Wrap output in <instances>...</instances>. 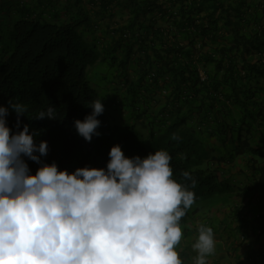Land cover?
<instances>
[{
	"label": "trees",
	"instance_id": "1",
	"mask_svg": "<svg viewBox=\"0 0 264 264\" xmlns=\"http://www.w3.org/2000/svg\"><path fill=\"white\" fill-rule=\"evenodd\" d=\"M6 4L0 3V106L25 105L19 128L11 110L7 127L15 134L28 125L35 143L48 144L40 164L24 157L30 174L52 163L70 174L84 167L106 171L109 152L119 145L126 158L168 153L172 178L194 193L184 216L255 193L264 200V164L258 163L264 148L253 136L264 127V0H131L132 18L100 52L96 39L84 41L88 13L57 25L30 18L24 7L11 18ZM100 56L117 66L108 82L112 97L101 98L87 80ZM95 101L104 106L100 135L88 142L74 122L90 115ZM49 107L56 119H34ZM109 110H126L121 125L110 123ZM239 157L251 184L238 192L218 173ZM251 231L264 233L259 217Z\"/></svg>",
	"mask_w": 264,
	"mask_h": 264
},
{
	"label": "clouds",
	"instance_id": "2",
	"mask_svg": "<svg viewBox=\"0 0 264 264\" xmlns=\"http://www.w3.org/2000/svg\"><path fill=\"white\" fill-rule=\"evenodd\" d=\"M91 107L74 122L88 142L100 135L97 116L104 111L101 101ZM10 110L19 128L27 107L0 106V264H183L176 250L179 222L194 193L172 178L166 151L126 158L116 145L106 171L84 167L70 174L52 163L32 175L24 157L40 164L47 141L35 143L28 125L12 134ZM45 118L56 119L52 107L34 119ZM198 231L195 264H206L214 252L213 230L201 225Z\"/></svg>",
	"mask_w": 264,
	"mask_h": 264
},
{
	"label": "crops",
	"instance_id": "3",
	"mask_svg": "<svg viewBox=\"0 0 264 264\" xmlns=\"http://www.w3.org/2000/svg\"><path fill=\"white\" fill-rule=\"evenodd\" d=\"M2 1L0 0V3ZM5 1L7 3L5 7L10 8L9 5H12L11 18L19 17L17 10L24 7L23 12L30 15V18L49 24L67 23L80 13H88L90 17L89 30L83 25V35L88 32L87 43H91L93 39H96L98 52L101 51L103 45L109 44L117 38L114 30L124 26L132 18V14L127 8L131 0ZM15 10L18 12V16H16ZM146 15L147 13L144 16L146 17ZM157 24L158 27H163L161 23ZM99 59V62L104 61L102 56ZM262 147L264 148V145ZM261 161L264 164V159ZM256 194V196L248 195L241 199L236 198L234 202L226 204L224 209L226 213L222 215L223 219L220 217L214 218V215L210 216L209 223L213 230L215 247L214 252L206 257V264H264V233L254 235L251 231V225L255 217H259L264 224L263 195L262 193ZM231 211L234 213L230 214ZM207 221L202 223L207 224ZM191 225L197 226L195 222ZM180 227L183 235L176 250L183 264H195L198 253L193 249V244L197 241L199 234L184 233L186 227L181 226V224Z\"/></svg>",
	"mask_w": 264,
	"mask_h": 264
},
{
	"label": "rangeland",
	"instance_id": "4",
	"mask_svg": "<svg viewBox=\"0 0 264 264\" xmlns=\"http://www.w3.org/2000/svg\"><path fill=\"white\" fill-rule=\"evenodd\" d=\"M83 31L84 30H82V32ZM3 32L6 35V30H4ZM85 33L83 35L85 37L84 41L87 42V33L88 32H85ZM6 42H7V40L4 43H6ZM6 46H8L7 43H6ZM116 69H117V66L111 67L109 65V62L105 61V62H98L93 67H91L90 69L87 70V73H86L87 74V80L89 81V83L93 87V89L97 90V92L99 93L101 98H103L105 96V94L108 95V93L111 95V97L113 96V94L111 93V89L108 85V82H109V79L111 78V76L115 73ZM106 98H109V97H106ZM109 99H111V98H109ZM109 111H110V113L113 114L110 117V123L121 125L126 114H127L126 110L122 111L121 113L119 111L116 114H114L111 110H109ZM135 127L141 134H143L145 136L147 135V127L144 125V123L137 122L135 124ZM253 136H254V138H258L256 144L258 146L262 147V145H264V127L262 129H256L253 132ZM261 162L262 161H258V163H261ZM36 172L34 173V175L36 174ZM218 174H219V179L221 181L233 180V182H231V184L233 186H236V189L238 192L242 190L243 186L249 187L251 184L250 180L247 181V178L249 176V172L243 166L242 157L237 158V160L231 165L220 166V171ZM256 195L257 194L255 193L254 196H256ZM235 200H236V198H232V199L227 200L225 202L216 203L215 205H206L202 208L201 212L197 216H194L193 218H190L188 216H183L179 223L181 224V226L186 227L184 229V233L185 232H188V233L192 232V233L199 234L198 230L202 224H204L203 226H205V227H211L210 226L211 224L209 223V220H210L209 218H211L210 216L214 215L215 216L214 218L220 217L221 219H223L222 215L224 213H226V211L224 210L226 208V204L234 202ZM232 213H234V212L231 211L230 214H232ZM255 218H258V217H255ZM203 221L204 222L207 221V224L202 223ZM193 222H195L197 224L196 227L191 225ZM219 222H220V219H219ZM195 228L198 230H196Z\"/></svg>",
	"mask_w": 264,
	"mask_h": 264
}]
</instances>
